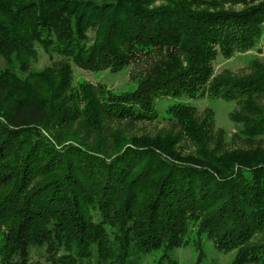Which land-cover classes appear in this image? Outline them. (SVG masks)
I'll return each instance as SVG.
<instances>
[{
  "label": "trees",
  "instance_id": "1",
  "mask_svg": "<svg viewBox=\"0 0 264 264\" xmlns=\"http://www.w3.org/2000/svg\"><path fill=\"white\" fill-rule=\"evenodd\" d=\"M262 42L264 0H0L13 70H30L38 46L66 61L25 79L0 69V264L169 261L191 231L235 249L233 264H264V152L227 148L213 113L181 102L155 135L126 126L158 119L162 98L208 95L242 100V133L262 138L264 65L214 74L219 54ZM71 62L131 67L134 87L73 85Z\"/></svg>",
  "mask_w": 264,
  "mask_h": 264
},
{
  "label": "rangeland",
  "instance_id": "2",
  "mask_svg": "<svg viewBox=\"0 0 264 264\" xmlns=\"http://www.w3.org/2000/svg\"><path fill=\"white\" fill-rule=\"evenodd\" d=\"M103 2L106 0H96ZM108 1V0H107ZM231 7L230 5L228 8ZM236 9L242 8V5L234 6ZM90 35H93L91 32ZM260 48V49H259ZM38 58L31 63L30 70L22 71L18 67L9 64L8 59L0 55V69H5L11 72V79H25L33 70L41 71L47 67H55L65 61L64 56L57 53H48L44 48L38 46ZM254 63L264 65V43L246 52H235L230 57H224L219 54L214 61V74L219 75L229 73L236 76L250 74ZM73 70V85L80 82H88L94 86L106 88L112 92L128 90L134 87V81L131 67L113 72L109 70L92 71L84 69L74 62H71ZM12 69V70H11ZM257 102L264 107V94L257 96ZM244 100V99H243ZM181 102L193 106L198 115L203 116L206 112L213 115V130L215 133H222L225 146L229 149H243L254 151L261 149L264 152V136L251 141L248 135L242 133L245 129L241 118L244 117L246 110L243 107L242 100H225L222 98H212L204 95L197 98L182 97L179 101L172 98H162L157 102L159 118L151 122H128L127 127H133L135 133L155 135L167 129L168 123L163 118L167 117L166 109L170 104ZM237 118V119H236ZM126 123V122H125ZM190 144L185 148V151L190 149ZM188 242L173 250L171 260L162 261V250L153 251L143 254L138 259H133V264H233L236 250L221 251L216 246L211 238H203L197 244L196 233L191 231L188 237ZM46 252L44 248H31L30 259L32 261L40 260L46 263Z\"/></svg>",
  "mask_w": 264,
  "mask_h": 264
}]
</instances>
